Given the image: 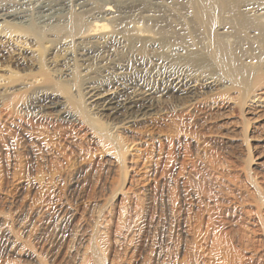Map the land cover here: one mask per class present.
Masks as SVG:
<instances>
[{"label":"rangeland","instance_id":"374dc122","mask_svg":"<svg viewBox=\"0 0 264 264\" xmlns=\"http://www.w3.org/2000/svg\"><path fill=\"white\" fill-rule=\"evenodd\" d=\"M49 2L47 13L32 6L37 25L57 16ZM9 38L0 36V264H264V142L251 139L264 125L251 134L238 107L174 102L121 141L99 142L81 96V75L99 73L98 62L59 82L50 70L79 48ZM42 77L77 121L34 108Z\"/></svg>","mask_w":264,"mask_h":264},{"label":"bare ground","instance_id":"6f19581e","mask_svg":"<svg viewBox=\"0 0 264 264\" xmlns=\"http://www.w3.org/2000/svg\"><path fill=\"white\" fill-rule=\"evenodd\" d=\"M29 1L0 0V36L35 42L42 49L44 40L68 52L79 48L50 66L59 82L78 80L79 63L98 62L96 75L84 69L81 77L89 82L86 93H79L90 113L86 123L99 122L90 129L99 142L121 141L122 130L147 124L157 108L165 110L174 102L183 111L206 102L227 111L238 107L251 134L264 125V0H114L106 5L57 0V16L47 15L42 25L30 15L32 6L47 13L52 3ZM32 85L38 91L33 106L41 114L77 121L48 78ZM251 139L264 142L259 134ZM122 149L118 153L125 155L127 146ZM17 242L15 237L9 242V252ZM106 245L100 239L94 252L102 254Z\"/></svg>","mask_w":264,"mask_h":264}]
</instances>
